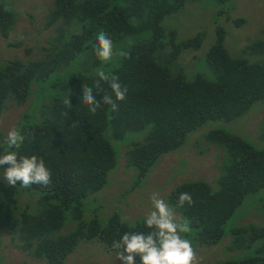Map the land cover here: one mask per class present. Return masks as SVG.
I'll return each mask as SVG.
<instances>
[{
	"label": "trees",
	"instance_id": "1",
	"mask_svg": "<svg viewBox=\"0 0 264 264\" xmlns=\"http://www.w3.org/2000/svg\"><path fill=\"white\" fill-rule=\"evenodd\" d=\"M205 1L47 0L39 12L16 10L9 0L0 2V39L12 54L0 62V114L10 107H27L14 122L24 142L12 151L43 159L51 172L49 187L22 188L10 186L0 167V230L16 235V247L44 259V264H64L80 243L81 250L90 243V249L116 253L112 243L124 232L149 231L144 216H133L131 222L134 213L129 210L138 201L144 203L138 183L158 157L182 146L203 124L233 121L264 100V29L261 41L244 47L246 58H231L223 46L225 32L217 26L201 58L207 73L184 74L178 58L186 51H192L190 59L201 57L194 51L203 34L179 41L169 22L186 4L203 12L209 6L200 4ZM18 13L32 31L22 28L18 44H11L8 38ZM241 22L232 21L235 26ZM101 30L112 39L114 53L127 51L128 58L114 54L108 63L97 58L94 49ZM100 68L118 76L127 88L116 112L102 104L92 114L82 101L83 85L93 87ZM101 87L103 91L94 93L98 100L111 94L107 83L101 82ZM133 134L142 136L132 143ZM5 139L0 134V155L7 147ZM258 139L263 142L260 149L216 129L204 135L201 149L192 137L189 145L195 155L213 149L215 162L220 161L212 180L216 189L193 179L176 185L164 198L189 223L195 245L210 247L229 234L230 249L250 254L215 264H264V224L223 229L243 200L264 188V117ZM120 162L135 173L127 186L116 182ZM110 186L123 203L105 207L101 193ZM183 192L191 194V206H177ZM79 256L83 258V252Z\"/></svg>",
	"mask_w": 264,
	"mask_h": 264
},
{
	"label": "rangeland",
	"instance_id": "2",
	"mask_svg": "<svg viewBox=\"0 0 264 264\" xmlns=\"http://www.w3.org/2000/svg\"><path fill=\"white\" fill-rule=\"evenodd\" d=\"M9 1L13 2L12 4L15 6L16 10L18 7L21 11L25 12L28 11V8L35 9L36 12H39L42 9V3L47 0ZM0 2H2V0H0ZM200 4H208L209 6L203 12H200L197 5L186 4L182 12L169 22L171 28L176 31V36L179 41L189 39L196 33L203 34L200 48L194 51L195 53H199L201 57L190 59L192 54L188 53L192 51H186L178 58L179 64L184 69V74H186V76L196 73H207L206 67L201 62V58L202 54L213 41V32L217 26L222 27L225 32L223 46L231 58L237 56L246 58L247 54H242V52H244V47L250 45L252 41H261L263 39L264 0H227L223 4H217L208 0ZM18 17L19 19L10 33V41H14L19 37L20 26L24 24V22L20 23L21 13H18ZM233 20H242V22L240 25L235 26L232 23ZM36 26H40V23L38 22ZM3 49L4 46L0 41V51H3ZM19 53L18 51L16 52L17 57L21 56ZM11 55L12 54L7 51L2 54V58L8 59ZM260 58L262 59V57ZM26 109L27 107L24 105L22 107H10L1 112L0 134L3 137H6L8 131L14 128L16 118ZM263 117L264 100L253 104L244 115L233 121L207 122L187 135L184 144L174 151L162 156L157 164L150 170L147 179L141 182V186H138L141 187L144 192L139 199L145 200L144 203L138 201L135 206L130 208L131 210H129V212L134 213L130 218L133 216H145L147 214L151 207L150 197L152 193H158L159 196H163L162 198L164 199L176 185L183 182L199 179L208 183L207 185L210 190L214 191L216 187L212 180L219 174L217 166L220 165V161L215 162V151L213 149H207V151L195 155L193 153L194 148L189 145V142L192 144V137L200 141L198 148L203 149V145L205 144L204 135L208 131L217 129L236 135L249 142L256 149H260L262 148L263 142L258 139V131L261 128ZM140 136H142V134H133L131 136L132 143L140 140ZM132 173L134 174L130 169L124 170L123 162H120L116 173L117 184L127 186L126 181L133 180ZM3 179L5 180V178ZM150 189L154 190L150 192ZM118 193L119 191L112 186L104 190L101 193V200L104 201L103 206L110 207V205L120 202L121 200L116 199ZM20 198L24 201L26 196ZM263 202L264 188L247 196L243 200L241 206L226 220L223 227L224 231L245 224H251L253 226L263 225L264 211L261 209ZM100 211L102 212V216L105 217V211ZM176 215L178 218L182 219L179 214ZM84 217L87 218L88 214L85 213ZM97 218L98 220L101 219L98 216ZM133 220L134 218H131V222ZM186 235L193 243L192 230ZM230 241L229 234H225L216 245L210 247H199L193 243V247L200 259V264H215L227 260H239L249 257L250 254L247 250L234 251L230 249ZM81 244L82 243L79 244V250L66 258L64 264H86V262L87 264H122L121 261L116 260V253L112 250H93L86 246L92 245L90 243L82 245L81 250ZM15 245H20L16 235L9 229L0 230V264L45 263L44 259H35L31 257L28 252L19 249ZM82 252L83 258L79 256Z\"/></svg>",
	"mask_w": 264,
	"mask_h": 264
},
{
	"label": "clouds",
	"instance_id": "3",
	"mask_svg": "<svg viewBox=\"0 0 264 264\" xmlns=\"http://www.w3.org/2000/svg\"><path fill=\"white\" fill-rule=\"evenodd\" d=\"M28 10L31 12L35 11V9L29 8ZM21 22H24V24L20 26L19 31L22 28H26L27 32L29 30L32 31L31 27L27 23L25 24L22 16L20 17ZM8 42L18 44L19 37L14 41H10L8 38ZM96 42L95 55L102 63L110 62L114 54L123 58H128L129 56V53L124 50L114 53L113 41L103 30L96 35ZM2 44L4 49L0 51V62L10 60V58H2V54L10 48L3 42ZM96 76L98 78L95 80L93 87L83 85V103L92 114H95L102 104L109 105L113 112L118 111L119 105L117 101H123L126 98L127 88L121 86L118 76L105 72L103 68L97 71ZM101 82L109 85L111 94L105 93L98 100L94 93L103 91ZM65 105L71 108L68 98L65 100ZM24 139L25 137L20 129L13 128L8 131L5 139L7 147L4 149V154L0 155V167L5 169L4 178L12 187L19 184L22 188H28L32 185L47 188L51 185V172L46 168L43 159H38L35 155L31 157L18 156L16 151H12V149H19ZM162 156L158 157L155 164L138 183L140 186L141 182L147 179L150 170ZM133 179L135 180V173L133 174ZM153 190L150 189V192ZM162 197L158 193H152L150 197L151 207L143 218L144 226L149 231H126L118 240L113 241L111 247L116 252V260L121 261L122 264H136L137 257L139 258V264H200V259L193 247L192 240L187 238L186 235L191 231L189 223L178 218L175 209ZM193 203L190 193L183 192L179 194L178 207H183L185 204L191 206Z\"/></svg>",
	"mask_w": 264,
	"mask_h": 264
}]
</instances>
